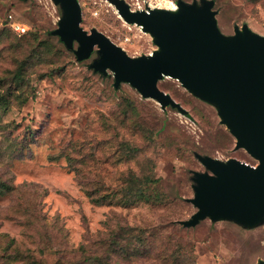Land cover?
<instances>
[{
	"label": "rangeland",
	"instance_id": "374dc122",
	"mask_svg": "<svg viewBox=\"0 0 264 264\" xmlns=\"http://www.w3.org/2000/svg\"><path fill=\"white\" fill-rule=\"evenodd\" d=\"M78 1L85 31L96 29L132 58L159 51L149 34L125 22L107 0ZM123 1L133 11L178 10L176 0ZM214 1L211 10L223 37L244 25L264 37V0ZM60 17L61 10L51 0H0L2 83L30 51L23 46L25 35L6 36V20L32 33L35 28L40 42L49 40L53 45L41 62L28 68L27 102L0 107V264H26L7 260L14 258L15 251L26 250L37 264H73L81 259L80 245L105 238L109 229L118 226L145 229L152 250L130 263L115 256L111 264H165L157 259L155 248L168 242L181 244L196 264H263L264 223L250 230L209 219L194 228L179 224L197 211L187 202L194 196L191 172H205L195 152L221 162L234 158L256 165L244 149L234 150L235 139L220 123L217 108L169 76L158 81V88L178 102L186 115L170 107L162 110L157 101L142 98L128 83L115 89L113 72L101 76L90 69L95 53L78 62L56 37L48 35ZM122 99L135 104L137 122L151 131L157 144L147 154L155 158L156 189L162 198L127 207L96 206L84 189L114 191L124 173L135 168L133 162L118 161V142L129 140L141 149L146 145L132 124L121 123ZM29 221L48 225L50 239H39L37 227ZM45 245L49 249L39 255L38 248Z\"/></svg>",
	"mask_w": 264,
	"mask_h": 264
},
{
	"label": "water",
	"instance_id": "95a60500",
	"mask_svg": "<svg viewBox=\"0 0 264 264\" xmlns=\"http://www.w3.org/2000/svg\"><path fill=\"white\" fill-rule=\"evenodd\" d=\"M61 10L57 36L75 60L97 59L89 66L105 76L113 72V87L128 83L144 99L157 101L182 115L186 110L158 88L163 76L176 79L197 98L217 108L221 124L257 163L231 158L221 162L195 153L205 172H191L197 211L179 224L191 228L201 221H230L253 229L264 223V37L244 25L223 37L218 31L212 0L178 2L176 12L162 9L133 11L123 0H107L127 23L136 24L152 38L158 52L132 58L96 29L85 31L78 0H51ZM74 46H76L74 48ZM264 264V263H263Z\"/></svg>",
	"mask_w": 264,
	"mask_h": 264
},
{
	"label": "trees",
	"instance_id": "16d2710c",
	"mask_svg": "<svg viewBox=\"0 0 264 264\" xmlns=\"http://www.w3.org/2000/svg\"><path fill=\"white\" fill-rule=\"evenodd\" d=\"M212 1L215 3L214 0ZM178 2H183L186 4L196 2L197 4H200V0H192L191 2L176 0V4ZM33 31L36 33H32L28 30L22 34L26 36L25 40L27 43L23 44V46L30 50L29 54L23 60L16 62V67L13 70L11 76L6 80V83H2L4 80H0V107H8L11 105V103L23 105L27 102V89L30 87L27 80L28 68L31 63L41 62L47 55V51L50 50V47L53 48V45L49 44L51 43L49 40L40 42L36 29L33 28ZM52 31H50L48 35L56 37L59 41L57 36H53L51 34ZM4 32L6 36L10 35L11 33L21 36L10 28V21L8 20L5 21ZM62 46L66 51L73 54V52L66 49L63 44ZM75 47L76 46H74V48ZM11 98L13 99L10 100ZM136 112L137 110L135 104L132 101L122 99L119 111L121 123L127 122L128 124H132V127L134 130H136V133L140 134L144 138L146 145L144 149H141L129 140H120L118 142V161L133 162L135 168L124 173V175L121 177L120 184L114 191L100 193L99 188H96L95 190L84 189L85 196L92 204L96 206L108 203L127 207L141 201H154V203H157L162 198L161 192L156 189L159 180L154 176V170L156 167L155 158L147 154L150 149H157V144L153 139L151 131L144 125L137 122L136 115L138 114ZM3 187L8 189L7 186ZM223 222L232 223L242 228L241 226L230 221ZM28 224L30 226L34 225V227H37L36 234L38 235L39 239H50L52 231L48 225L43 223L38 225L36 222L31 221H29ZM53 230L60 231L56 227H53ZM108 231L109 232L106 234L105 238L90 241L87 246L80 245L77 249V252L79 254V258L81 259L73 264H111L115 256L126 263H130L132 262L133 258L142 259L147 257L152 250V245L149 239L150 235L145 229L118 226L117 229H109ZM8 247H10V245H8ZM47 249H49V246L47 245L40 246L37 250V253L39 255H43ZM155 249L156 257L162 263L196 264L194 255L187 252L185 248L177 242H168ZM31 255L32 254L29 250H26L25 252L15 251L14 258L10 259V257H7V260L9 262L12 259H17L24 262L26 261V264H37V261L34 260Z\"/></svg>",
	"mask_w": 264,
	"mask_h": 264
},
{
	"label": "built area",
	"instance_id": "2783aa9c",
	"mask_svg": "<svg viewBox=\"0 0 264 264\" xmlns=\"http://www.w3.org/2000/svg\"><path fill=\"white\" fill-rule=\"evenodd\" d=\"M10 28L19 35L24 34L28 30L26 27L16 22H11Z\"/></svg>",
	"mask_w": 264,
	"mask_h": 264
},
{
	"label": "flooded vegetation",
	"instance_id": "af4514ba",
	"mask_svg": "<svg viewBox=\"0 0 264 264\" xmlns=\"http://www.w3.org/2000/svg\"><path fill=\"white\" fill-rule=\"evenodd\" d=\"M257 163V162H256ZM250 165V164H249ZM255 166V165H254Z\"/></svg>",
	"mask_w": 264,
	"mask_h": 264
}]
</instances>
